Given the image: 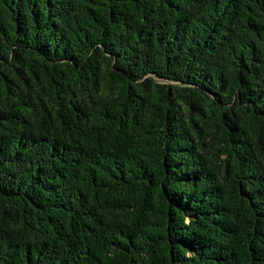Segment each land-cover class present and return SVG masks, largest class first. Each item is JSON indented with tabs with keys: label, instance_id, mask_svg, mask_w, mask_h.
Instances as JSON below:
<instances>
[{
	"label": "trees",
	"instance_id": "obj_1",
	"mask_svg": "<svg viewBox=\"0 0 264 264\" xmlns=\"http://www.w3.org/2000/svg\"><path fill=\"white\" fill-rule=\"evenodd\" d=\"M0 264H264V0H0Z\"/></svg>",
	"mask_w": 264,
	"mask_h": 264
}]
</instances>
